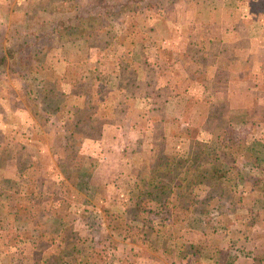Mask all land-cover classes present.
<instances>
[{
  "label": "crops",
  "instance_id": "obj_1",
  "mask_svg": "<svg viewBox=\"0 0 264 264\" xmlns=\"http://www.w3.org/2000/svg\"><path fill=\"white\" fill-rule=\"evenodd\" d=\"M35 1L0 0L3 51ZM161 2L55 49L41 115L1 75L0 264H264V167L247 162L264 164V0ZM200 150L244 177L235 211L203 186L182 210L147 195L153 155Z\"/></svg>",
  "mask_w": 264,
  "mask_h": 264
},
{
  "label": "trees",
  "instance_id": "obj_2",
  "mask_svg": "<svg viewBox=\"0 0 264 264\" xmlns=\"http://www.w3.org/2000/svg\"><path fill=\"white\" fill-rule=\"evenodd\" d=\"M140 0H132L130 6H136ZM142 1V0H141ZM120 0H53L51 7H43L36 3L38 8L33 12L26 11L22 18L13 23L10 33L14 46L2 50L0 46V66L8 69L13 76L23 77L27 95L37 91L38 100L30 101L41 110L40 104L53 100L54 91H48L39 83L37 76L43 69H47V58L57 48L71 43L84 40L90 29H105L112 21L110 18H119L134 12V8L115 11ZM124 8V7H123ZM122 9V8H121ZM117 20V19H116ZM14 36V37H13ZM29 90V91H28ZM42 96V98H41ZM253 165L264 167L263 160L252 158L247 160ZM146 168L151 176L156 179L151 182L152 188L147 195L154 194L170 196V190L178 198L180 210L191 207L198 201L196 190L203 186L207 188L205 202L217 200L226 202L223 205L230 213L235 211V194L240 191V175L232 176L230 170H225L223 164L215 157L204 154L201 150L197 155L188 159L153 155ZM259 194L264 195V176L254 182Z\"/></svg>",
  "mask_w": 264,
  "mask_h": 264
},
{
  "label": "rangeland",
  "instance_id": "obj_3",
  "mask_svg": "<svg viewBox=\"0 0 264 264\" xmlns=\"http://www.w3.org/2000/svg\"><path fill=\"white\" fill-rule=\"evenodd\" d=\"M121 2L118 4V7H116L115 9H117V10H115V11H120V10H127L128 8H134V9H138L136 12H141V11H143V10H146V9H148V8H152V9H154V10H161L162 8H163V2H161V0H140L139 2H137V4H136V6H130L131 4H132V0H120ZM173 2V1H172ZM263 2V1H262ZM36 3H37V1H35V2H32V4L33 5H30L32 8H31V10L32 9H34V7H35V9L36 8H38L37 6H36ZM38 3H39V1H38ZM41 4V3H40ZM43 6V5H42ZM51 6V5H50ZM44 7V6H43ZM124 7V8H123ZM47 8V7H46ZM49 8V7H48ZM122 8V9H121ZM165 8V7H164ZM30 12H33V10L32 11H30ZM120 18H124V16H121V17H119V18H116V19H120ZM132 18V17H131ZM111 20H114V22H115V20L116 19H114V18H110ZM14 37V36H13ZM103 38V37H102ZM17 43V40L15 39L14 40V44H16ZM14 44H13V46H14ZM7 49H9V47L7 48ZM7 68V67H6ZM6 68L5 69H3L2 68V66H0V77H1V75L3 74V72L6 70ZM40 84H41V81L39 82ZM4 84V83H3ZM31 89H30V91H29V93H28V95L30 96V98H32V100L33 101H36L35 99H36V97H37V100H38V96H37V91L35 90V93H33V94H30V92H32V90H33V88L32 87H30ZM26 92H27V90H26ZM0 94H2V93H0ZM36 107V106H35ZM217 150H218V147H217ZM127 179H129V177L128 176H125V180H124V182L127 180ZM83 193V192H82ZM69 195V194H68ZM76 199H77V201L79 202L82 198H83V196L81 197H77L75 194L73 195ZM75 199V200H76ZM174 202H179L178 201V198L177 197H175L174 198ZM54 209L52 208L51 210H49L48 211V213H49V215H51L52 214V211H53ZM115 211H116V209H115ZM153 211H156V210H153ZM164 211V210H163ZM164 213H165V211H164ZM166 215H169V210L167 211V213H165ZM66 215H68V217H69V215L70 214H68V212H67V214ZM165 215V216H166ZM53 215H51V217H52ZM67 221H69V220H67ZM93 222V221H92ZM94 223V222H93ZM116 225L117 224H115V223H112L111 224V226H112V228H114V227H116ZM128 226V225H127ZM54 227H56L55 225H51L50 226V228H51V230L54 228ZM101 243V242H100ZM108 251H111V249H108Z\"/></svg>",
  "mask_w": 264,
  "mask_h": 264
}]
</instances>
